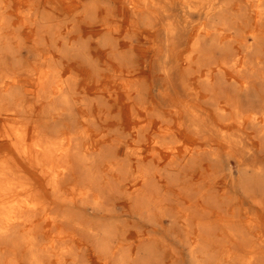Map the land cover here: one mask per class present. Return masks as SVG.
Instances as JSON below:
<instances>
[{
  "label": "bare ground",
  "instance_id": "6f19581e",
  "mask_svg": "<svg viewBox=\"0 0 264 264\" xmlns=\"http://www.w3.org/2000/svg\"><path fill=\"white\" fill-rule=\"evenodd\" d=\"M0 264H264V0H0Z\"/></svg>",
  "mask_w": 264,
  "mask_h": 264
},
{
  "label": "rangeland",
  "instance_id": "374dc122",
  "mask_svg": "<svg viewBox=\"0 0 264 264\" xmlns=\"http://www.w3.org/2000/svg\"><path fill=\"white\" fill-rule=\"evenodd\" d=\"M154 54V53H153ZM24 56H26V55H24ZM154 59H156V55L154 54Z\"/></svg>",
  "mask_w": 264,
  "mask_h": 264
}]
</instances>
